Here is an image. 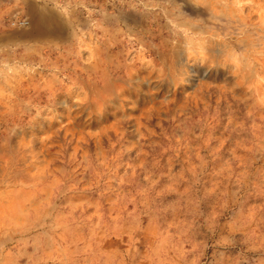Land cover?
<instances>
[{"label": "rangeland", "instance_id": "rangeland-1", "mask_svg": "<svg viewBox=\"0 0 264 264\" xmlns=\"http://www.w3.org/2000/svg\"><path fill=\"white\" fill-rule=\"evenodd\" d=\"M0 264H264V0H0Z\"/></svg>", "mask_w": 264, "mask_h": 264}]
</instances>
